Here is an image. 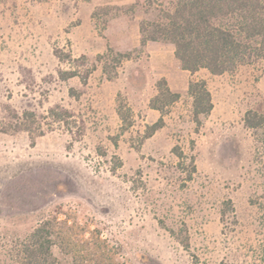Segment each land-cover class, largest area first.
<instances>
[{
  "label": "rangeland",
  "instance_id": "1",
  "mask_svg": "<svg viewBox=\"0 0 264 264\" xmlns=\"http://www.w3.org/2000/svg\"><path fill=\"white\" fill-rule=\"evenodd\" d=\"M175 1L0 0V264H18L15 248L54 214L120 264H264V59L213 75L183 69L170 42L142 45L141 22ZM88 69L86 83L59 76ZM200 79L213 107L197 123ZM159 80L179 94L163 111L149 103ZM23 111L33 143L14 130Z\"/></svg>",
  "mask_w": 264,
  "mask_h": 264
},
{
  "label": "trees",
  "instance_id": "2",
  "mask_svg": "<svg viewBox=\"0 0 264 264\" xmlns=\"http://www.w3.org/2000/svg\"><path fill=\"white\" fill-rule=\"evenodd\" d=\"M140 33L142 45L157 40L172 43L174 55L183 69L190 72L206 69L213 75H221L240 65L264 59V0H176L172 9L161 10L158 19L141 22ZM123 55L128 57L129 53ZM56 56L63 59L59 52ZM103 69L108 72L107 66ZM90 72L91 69L83 74L60 71L59 76L65 79L79 76L86 83ZM188 92L192 97L194 118L199 123V116L212 110L211 93L204 79L189 82ZM178 97L165 80H159L157 93L149 103L152 108L163 111ZM116 102L120 128L126 131L132 125L129 110L120 100ZM49 112L56 119L70 114L69 110L56 107L50 108ZM28 114V111L22 112L21 122L14 130L28 131L33 143L35 135L26 123ZM244 121L247 126L255 127L262 117L258 118L256 112L249 110ZM162 124L160 117L148 125L143 138L150 137ZM12 126L5 124L2 129L7 132ZM86 232L77 222L69 223L67 218L59 219L54 214L41 219L22 239L15 248L14 258L18 264H120L112 259L104 239L94 231L85 236ZM180 241L187 249V237Z\"/></svg>",
  "mask_w": 264,
  "mask_h": 264
}]
</instances>
